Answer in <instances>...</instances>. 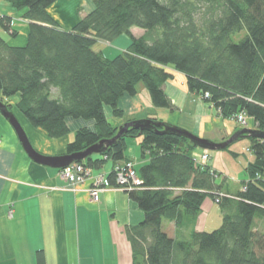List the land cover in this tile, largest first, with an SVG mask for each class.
<instances>
[{"label":"trees","instance_id":"1","mask_svg":"<svg viewBox=\"0 0 264 264\" xmlns=\"http://www.w3.org/2000/svg\"><path fill=\"white\" fill-rule=\"evenodd\" d=\"M5 1L24 11L29 31L24 46H12L0 34V100L50 138L70 133L69 118L95 121V130L76 131L68 155L116 136L121 126L111 124L105 109L122 117L120 99L137 95L142 84L155 107L173 109L164 86L175 72L222 117L243 113L253 119L256 127L247 138L255 160L235 195L223 192L208 163L195 161V150L206 144L157 118L136 121L140 128L129 127L80 163L89 170L108 161L120 165L128 161L127 139H141L147 161L136 170L142 184L126 186L146 215L126 230L133 264H264V229L254 221L264 217V0H90L93 9L71 29L49 13L59 0ZM12 24L11 17H0L3 31L16 37ZM135 27L144 35L134 36ZM123 35L130 44L112 58L94 48ZM115 166L107 181L118 187ZM209 196L221 207L220 227L193 230L184 239L162 229L163 220L177 227L195 224ZM38 260L44 264L42 252Z\"/></svg>","mask_w":264,"mask_h":264},{"label":"crops","instance_id":"2","mask_svg":"<svg viewBox=\"0 0 264 264\" xmlns=\"http://www.w3.org/2000/svg\"><path fill=\"white\" fill-rule=\"evenodd\" d=\"M70 1L73 0H59L49 8L52 16L60 15L62 20H59V24L62 28L68 26H64L66 18L60 11L72 15V21L67 22L72 25L70 28L80 19L77 10L72 14ZM23 14L24 11H17L7 1L0 0V17H11L13 29L18 34L16 37L6 38L3 35L6 32L0 27V34L12 46H24L28 41L29 21L23 18ZM135 29L136 27L131 29L134 36H138L136 31L140 32L138 37L144 35V30ZM106 44L111 46L110 43ZM121 48L118 53L127 49ZM106 50L111 52V48L101 51L106 55ZM164 89L171 97L173 109L155 107L147 89L140 85L137 95H126L120 99L122 117H115L112 109L106 107L108 120L113 126L120 127L130 121L157 118L213 142H224L241 130L234 119L222 117L200 95L191 92L184 74L175 72L174 78L165 84ZM13 114L24 127L33 146L43 154L64 155L78 129H96L93 120L69 118L67 123L70 133L55 139L50 138L42 129L34 128L18 110H13ZM248 120V128L255 129L253 119ZM140 140L127 139L125 153L127 160L132 161L135 167L137 164L140 167L147 161L139 153ZM248 145L250 143L245 141L232 146L231 150L235 159L239 158L243 148L250 153L245 158V166H242V179H230L231 171L223 169L225 156L221 152L225 150L198 148L194 153L197 156L209 155L207 163L218 172L217 183H224V193L235 195L242 189L243 182L250 179L246 168L255 160ZM107 163L102 168L92 169L91 176L74 190L62 176L61 170L42 166L29 158L15 130L0 114V264H39L40 252L43 254L44 264H133V250L126 230L139 225L146 215L130 199L128 191L121 188L106 189L99 193L97 201H93L89 189L93 186L94 177L101 174L107 179L115 166L112 161ZM229 180L241 184L240 189L230 190ZM214 205L215 202H208L207 199L204 201L196 223L186 227L190 230L189 234L193 230H208L209 216ZM254 221L258 229H264V217ZM169 225L168 229L174 233L168 234L173 238H177L176 233L184 228L177 227L174 222Z\"/></svg>","mask_w":264,"mask_h":264},{"label":"rangeland","instance_id":"3","mask_svg":"<svg viewBox=\"0 0 264 264\" xmlns=\"http://www.w3.org/2000/svg\"><path fill=\"white\" fill-rule=\"evenodd\" d=\"M70 10L72 11V14L75 13V11L77 10V16L78 18L80 17H83L86 13H89L92 9H93V4L90 0H73V1H70ZM60 14L66 18L65 19V22H64V26H68V27H65V28H68V29H71L70 27L72 25H69L67 24L68 20L72 21L70 18L72 17L71 14H66V12H61L60 11ZM52 16V15H51ZM58 23L61 22V18H60V15L54 17L52 16ZM59 18V19H58ZM61 19V20H60ZM60 20V22H59ZM64 28V27H63ZM135 30H140V28H136ZM7 34V33H6ZM6 34L3 33V35L8 38V37H11L9 34ZM244 31L242 34L240 35H236V40L240 39L241 37H244ZM136 35L140 36V32L136 31ZM130 43V38L126 35H123L121 36L120 38H118L117 40H115L114 42L110 43L111 46H108L106 43L101 45L100 43H98L94 48L98 51V50H103L105 51V49H108V48H111V52L110 50H106V55H108L109 57H114L115 55H117V51L118 50H121L123 48H126L127 45ZM123 45V46H122ZM180 80V79H179ZM142 86H144L142 84ZM145 87V86H144ZM18 99V96H14L12 98H10L11 100V103L15 104L16 101ZM13 110H18V108L16 106H13ZM25 116V115H23ZM26 118V117H25ZM27 119V118H26ZM28 120V119H27ZM236 122V121H235ZM237 126L240 127V128H248V125H249V120H248V125H242L240 123H237ZM35 128V127H34ZM206 139V138H204ZM249 142L250 143V140L249 138H243L237 142L234 143V145L232 146H237V145H240L242 144L243 142ZM33 144V143H32ZM232 146L231 148H229L228 150H225V151H222L221 153L224 154V160L222 162V165H223V169L225 170H228V171H231V174H230V179L234 180L235 178L239 177L241 178L243 175H244V170H243V165L245 166V158H247V156L250 155L249 151H247L245 148H243V150H240V156L239 158L235 159L232 155ZM249 146V145H248ZM233 147V148H234ZM247 147V146H246ZM141 153V152H139ZM43 154V153H42ZM244 154H245V157H244ZM44 155H47V156H58L57 154H44ZM109 166V163H107ZM136 169L138 170L139 169V164H137V167ZM226 173V172H224ZM227 175V174H226ZM242 179V178H241ZM232 180H229V189L230 190H233V191H237L240 189L241 187V184H237L235 183L234 181ZM207 200L208 202H212L214 203L215 201H213L212 197H207ZM221 218V219H219ZM222 221H223V215H222V212H221V207L218 205V203L215 202V205H214V209L213 211L211 212V215L209 216V221H208V230L207 231H213L215 229H217L218 227L221 226L222 224ZM169 224H171L170 221H167V220H163V223H162V229L169 233L170 235H173L174 232H171V230H169ZM193 226V224H192ZM187 225L184 226V228L182 230H179L175 237H177L178 239H184V238H187L189 237V232L190 230H187Z\"/></svg>","mask_w":264,"mask_h":264},{"label":"water","instance_id":"4","mask_svg":"<svg viewBox=\"0 0 264 264\" xmlns=\"http://www.w3.org/2000/svg\"><path fill=\"white\" fill-rule=\"evenodd\" d=\"M0 112L9 121V123L15 130L22 144V147L27 153V155L29 156V158H31L34 162L42 166L53 168V169H59V170L65 169L69 167V165H72L74 163H80V161H84L88 157L94 154H100L104 146H110L114 144L120 137H122L125 130H127L129 127L134 126L136 128H140V125L136 122L138 120L130 121V122L123 124L119 128V131L116 134V136H114L113 138L103 139L98 144L92 145L89 148L81 152H77V153L69 154V155L64 154V155H58V156H47L39 152L35 148V146H33L24 127L20 123L17 116L13 114V112H11L8 109V106L5 103H3L1 100H0ZM179 132L183 134L184 136H186L187 138H189L190 140H193V141L196 140L198 142H202L206 144L207 148H203V149L212 150V151L225 150L229 146H231L234 142L239 140L241 137L247 138L248 136L253 135V129L243 128L239 130L238 133L236 132L234 135H232L228 140L224 142H213L209 139L200 138L185 129L184 130L182 129Z\"/></svg>","mask_w":264,"mask_h":264},{"label":"built area","instance_id":"5","mask_svg":"<svg viewBox=\"0 0 264 264\" xmlns=\"http://www.w3.org/2000/svg\"><path fill=\"white\" fill-rule=\"evenodd\" d=\"M208 95V94H207ZM237 123L242 125H248V117L245 114H238L235 119ZM209 160L208 154H203L201 156L195 155V161L199 164H205ZM117 186H111L105 175H97L94 177L93 186L89 189L90 195L93 201L98 200L99 193L109 189V188H121L127 190L126 186H129L128 189H132L134 186H139L142 184V180L137 174L135 164L128 160L120 165L115 166ZM62 176L72 185V188H75L78 185L85 183V181L91 176V170L86 168L83 164L74 163L69 165V167L61 170Z\"/></svg>","mask_w":264,"mask_h":264}]
</instances>
